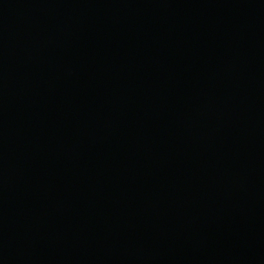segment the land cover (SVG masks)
Segmentation results:
<instances>
[{
    "label": "water",
    "instance_id": "1",
    "mask_svg": "<svg viewBox=\"0 0 264 264\" xmlns=\"http://www.w3.org/2000/svg\"><path fill=\"white\" fill-rule=\"evenodd\" d=\"M0 264H264V0H0Z\"/></svg>",
    "mask_w": 264,
    "mask_h": 264
}]
</instances>
